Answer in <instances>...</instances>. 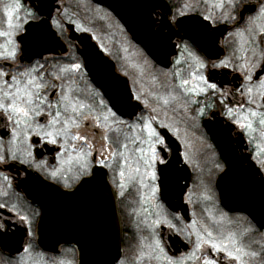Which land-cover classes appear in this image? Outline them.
<instances>
[{"label": "flooded vegetation", "instance_id": "af4514ba", "mask_svg": "<svg viewBox=\"0 0 264 264\" xmlns=\"http://www.w3.org/2000/svg\"><path fill=\"white\" fill-rule=\"evenodd\" d=\"M3 1L5 5L14 0ZM47 1L20 0L21 8L14 13L13 23L25 20L28 23H24L23 29L18 31L8 28L3 6L0 31H13L11 40L15 42L16 56L15 59L3 58L6 49L11 50V47L8 45L9 37L0 36V70L8 73L0 79V84L4 80L12 83L11 76L44 64V68L33 76H42L41 82L56 85L55 89L49 87L42 93L53 102L70 85L73 100L91 103V94L98 92L100 96L95 97L97 102L102 98L112 106L113 101H119V111H123L129 103L127 88L131 97L141 96L143 91L138 80V61L124 58V46H130L135 55L142 53L154 69L164 73L163 91L153 93L156 101L153 100L155 105L151 107L142 100L132 99L129 104L135 102L141 108L131 118L123 117L117 111L118 117L126 123L119 126L118 133L109 134H119L122 140L125 136H134L139 129L132 132L128 125L140 123L141 116L145 119L155 117L151 122L165 139L170 162L168 184L163 191L167 202L162 200L161 192L153 197L151 180L144 178L141 184L138 179L129 180L127 173L121 180L114 166L102 168L94 161L90 165L93 175L80 176L76 180L73 178L76 166L68 163L64 165L63 177L53 180L41 169L21 164L19 160H9L6 165L15 164L12 170L0 165V205H4L0 208V237H3L0 239V264H169L170 261L174 264L181 260L183 264H204L205 258H213L218 264H234L207 245L197 251V233L203 235L205 227L213 232L214 237H219L221 231L235 232L245 251L256 253L254 258L244 257L246 264H264V167L259 163L264 156L257 155L260 151L257 145L264 147V140L260 139L258 130L250 133L239 126L242 121H237L236 115L229 117L227 114L228 108H233L241 116L250 109L264 112V107L257 108L255 104L247 103L242 85L249 82L245 81L240 69L245 59L254 58L257 67L253 70L252 83L257 82V74L264 79V59L261 58L264 42L258 33L255 41L247 32L243 38L236 35L247 27L249 17L257 14L260 0H243L231 13L235 20L227 15V7H212L217 0H207V3L205 0H145L142 14L134 12L132 2L135 0H128L131 4L126 13L132 17L130 25L125 24L112 6L106 4L117 3L118 0H57V8L47 22L49 27H45L41 21L45 17L42 12L48 9ZM185 4L192 7L185 9ZM182 9L184 16H180ZM29 12L34 14L35 19L28 16ZM76 12H84L89 17L97 14L105 23V32L122 35L124 43L119 38L105 45L100 43L89 29L77 25L71 14ZM209 14L213 18L204 20L203 17ZM16 15L19 21H16ZM28 24L34 27L40 24L43 30L49 29L51 34L42 45H37L31 38L35 28L30 36H24ZM69 25H73V30L79 35H90L102 54L113 62L114 73L118 76L108 74V67H104L105 70L94 69V72L96 70L112 77V82L105 83L104 89L94 84L92 77L95 74L85 67L80 54L82 43L70 38ZM145 43L154 49L172 53L166 67L148 55ZM185 44L205 62L207 67L199 71L209 77L210 82L217 84V90L200 94L188 91L183 93L182 98L164 105L159 97L173 93L175 85L182 80L190 81L189 89L197 83L191 74L198 70L190 59H186L187 53L183 52ZM225 59L231 61L227 68L212 67ZM178 60L180 63H177ZM73 63L82 65L79 72H59L60 68L70 67ZM55 75L61 78L55 80ZM256 103L264 101L257 97ZM154 108L156 111H153ZM199 109H203V115L199 114ZM205 123L210 126L211 134ZM161 124L168 127L163 128ZM12 127L6 118L0 116V144L5 148L9 147ZM116 127L113 124V128ZM253 127L258 129L255 120ZM125 142L135 147L130 140ZM99 146L96 145V149ZM52 147L51 156L43 154L37 158L48 161V171L53 165L60 167L56 146ZM129 155L135 158L139 153ZM159 167L157 165V171ZM29 171L51 184L56 198H68L70 237H76L75 241L55 246L44 244L42 209L17 186ZM100 173H103L99 178L101 184L91 185L93 176ZM37 178L35 184H38ZM65 178L70 187H65ZM155 183L159 185L160 181ZM32 187L36 190V199L39 198L43 187ZM222 213L227 215L228 220L221 225L213 223V218L219 220ZM101 217L105 219L107 232L93 235L92 221L98 223ZM157 220L170 221L174 227H169L167 223L156 225L154 221ZM249 228L251 231L243 234ZM157 239L163 252L152 251L148 247Z\"/></svg>", "mask_w": 264, "mask_h": 264}, {"label": "snow or ice", "instance_id": "6c2138e0", "mask_svg": "<svg viewBox=\"0 0 264 264\" xmlns=\"http://www.w3.org/2000/svg\"><path fill=\"white\" fill-rule=\"evenodd\" d=\"M205 3H207V0H205ZM241 3H243V0H217L212 7L216 9L227 7L229 9L227 15L235 20L236 17L232 16L231 13ZM191 7V4L184 5L185 9ZM20 8V0H14L13 3L4 5L10 30H21L24 23H28L27 20L23 23H13L14 13H18ZM28 16L35 19L34 14L31 12L28 13ZM180 16H184L183 9L180 11ZM212 18L211 14L203 17L204 20ZM15 19L16 21L20 20L18 15ZM246 24L247 27L236 33V35L243 38L245 32H247L255 41L258 33L262 42H264V0H260L257 14L249 17ZM56 26H60L58 22ZM204 27L207 28V25ZM35 29L36 31L31 38L37 45H42L48 37L40 24H36ZM12 35L13 31H0V36L9 37L8 45L11 47V50L6 49L3 54L5 59H15L16 56L15 42L11 40ZM183 52L187 53L186 59H190L198 70L197 73L191 74L197 83L189 89L187 86L190 81L188 79L182 80L180 84L175 85L173 89L175 94L169 93L166 97H159L163 100L164 105L182 98L183 93L188 91L200 94L209 90L213 92L217 90V84L210 82V78L199 71L207 67L205 62L187 44L184 45ZM253 57H255L254 49ZM261 58L264 59V51L261 53ZM230 62V60L225 59L218 65L213 64L212 67L227 68ZM177 63H180V61L178 60ZM81 67L80 63H73L70 67L60 68L59 72H79ZM256 67L257 64L254 58L245 59V62L240 65L245 81L249 82L242 85V94L247 96L248 104H255L257 108H262L264 103L257 104L256 100L259 97L260 101H264V79H261L257 74V82L252 83L253 70ZM43 68L44 64H40L39 68L33 67L19 72L18 76H11L12 83L4 80L0 84V116L6 118L13 126L11 140L8 141L9 147L5 148L3 144H0V149H2L0 150V165H6L9 160H19L21 164H28L45 171L47 176L53 180H59L63 177L64 165L74 163L76 175L73 178L78 180L80 176L93 175L90 165L95 161L102 168H112L114 166V170L121 180L126 177V173L129 180L138 179L141 184H143L144 178L151 180L153 182L151 187L153 197L157 193L166 190L170 162L167 158L165 139L152 125L151 121L155 117L145 119L141 116L139 118L140 123L128 125L132 132H137V129H139V133L134 136H125L122 140L119 134L110 135L109 133L112 132L118 133L119 126L126 123L117 115L119 101H113L112 106L106 104L102 98L97 102L95 97L100 96L98 92L91 94L93 97L91 103H84L79 99L73 100L71 97L73 90L69 85L66 90H62L59 98L53 102L48 95H42V93L49 87L55 89L56 85L51 82H41L43 80L42 76L39 78L33 76V73L39 72ZM6 76H8V73L0 70V79ZM60 78V75L53 77L55 80ZM132 99L140 101L141 96L128 97L127 102L130 103ZM153 111H156V109L154 108ZM198 111L200 115H203V109ZM227 114L229 117L236 115L237 121H242L239 126L247 129L250 133L258 130L260 139L264 140V112L250 109L247 114L241 116L233 108H228ZM253 120L256 121L258 129L253 127ZM113 124L117 126L115 129ZM161 127L167 128L168 126L161 124ZM89 128L92 129L91 132L88 131ZM101 130H103L102 134ZM98 134L100 135V146L99 149H96L94 141ZM126 140H130L135 147H130L129 143L125 142ZM49 146H56L55 150L60 164V167L53 165L51 171H48L49 164L47 160L37 159L43 156L41 148L52 150ZM257 147L260 148L257 155L264 156V147H260V145H257ZM73 153L75 154L73 155ZM130 153H139V155L133 158L129 155ZM259 163L264 167V159L260 160ZM157 165L160 166L159 175ZM102 176L103 173H100L96 178H102ZM157 180L160 181L159 185L155 183ZM262 182H264V178H262ZM70 186L65 178V187ZM120 187L123 188L124 185L121 184ZM121 195H124V193L121 192ZM3 207L4 205H0V208ZM21 218L26 219V217ZM226 220H228L227 215L222 213L219 220L213 218L212 222L221 225ZM161 223H167L169 227H174L167 220L154 221L156 225ZM248 231H251V229H245L243 234ZM203 232V235L197 233V251H200L203 245H207L210 250L223 254L228 261L234 262V264H246L244 257L254 258L256 256L255 252L245 251L235 232L221 231L219 237H214L213 232L206 227ZM0 239H3V237H0ZM148 247L152 251L163 252L158 239L154 240L153 244L148 245ZM25 251L27 252L28 249H25ZM169 264H173V262L170 261ZM174 264H183V261H176ZM204 264H218V262L213 258H205Z\"/></svg>", "mask_w": 264, "mask_h": 264}, {"label": "water", "instance_id": "95a60500", "mask_svg": "<svg viewBox=\"0 0 264 264\" xmlns=\"http://www.w3.org/2000/svg\"><path fill=\"white\" fill-rule=\"evenodd\" d=\"M57 0H48L47 6L48 9L42 14L45 16L44 19L41 21L44 23L45 27H49L47 25L49 17L51 16L53 10L57 8V5H55ZM101 2V1H100ZM105 2V1H103ZM144 3L145 0H135V2H132L134 12H137L139 14H142L144 11ZM107 5H111L113 11L118 14L121 18V20L127 24L130 25V19H132L130 14H127V7L129 4H131L128 0H118L117 3H110L106 2ZM117 4V5H115ZM34 26L28 24V29L24 36L32 34L34 32ZM47 36H49L51 33L49 32V29L44 30ZM69 33L71 39H76L79 42L82 43V49L80 50V54L83 58L84 65L87 69L92 70V74H95L92 77V80L94 84L104 89L105 83L112 82L111 76H104L100 72H94V69L96 68H102V70L108 67V71H106L108 74H114V67L113 62L108 60L107 57H105L102 52L98 49L97 45L94 41L91 40V36L88 34H77L73 30V25H69ZM54 34V32H52ZM146 44V52L148 55L153 58L158 64H160L163 67H166L169 62L170 55L172 54L170 51L168 53L164 52L160 49H154L153 47H150L148 43ZM118 76V75H116ZM122 79V78H119ZM125 81V80H124ZM126 82V81H125ZM127 87V86H126ZM127 99L130 96V93L127 88ZM125 110L119 111V114L123 117H129L131 118L134 116L138 109L141 108V106L138 103L131 102V104H127L124 106ZM205 126L208 130V132L211 134V128L210 126L205 123ZM50 149H45V153L43 154H49L50 156L53 154L54 148L52 146H49ZM44 148H41V151L43 152ZM52 161V158H51ZM15 164H9L4 167V169L12 170V167H14ZM96 174L93 176L91 180V185H100L101 181L99 178H96ZM39 177L34 172H27L26 177L17 185L19 188H22L23 191L28 194L31 198H33L34 201L38 202L39 206L42 209V240L45 245H57L59 243H68L70 241H75L76 237H70L71 231H70V223H69V206H68V198H56L54 194L53 186L44 180L37 178ZM35 178L38 179V184H35L34 180ZM33 185L42 186L43 191L40 192V197L36 199L35 194L36 190L32 187ZM161 198L163 201L167 202V198L165 193L161 192ZM174 209H180V208H174ZM92 234L99 235L104 234L107 232L106 229V223L105 219L101 217L100 221L97 223L96 221H92ZM97 227V228H94ZM19 250V249H16Z\"/></svg>", "mask_w": 264, "mask_h": 264}, {"label": "rangeland", "instance_id": "374dc122", "mask_svg": "<svg viewBox=\"0 0 264 264\" xmlns=\"http://www.w3.org/2000/svg\"><path fill=\"white\" fill-rule=\"evenodd\" d=\"M14 1H12L13 3ZM4 6V1L0 0V16L2 15V8ZM73 18L75 19L78 26L85 27L87 30L89 29L91 33L97 38V40L106 44V42L112 41L116 42L119 38L124 43V38L121 35H117V33H106L104 30L103 19L100 18L97 14H94L91 17L85 16L84 12H76L71 13ZM123 38V39H122ZM124 58L132 59L135 58L138 62V80L140 83V88L143 90L141 92V100L144 101L146 106H154L153 100H155L154 92L159 90V93L163 91L164 85V73L154 69V66L148 61V59L141 53L135 55V51L132 50L130 46H124ZM115 52V51H113ZM163 73V75H162ZM161 80V81H160ZM156 101V100H155ZM163 120V119H162ZM89 132L92 130L89 128ZM95 145H100V135H96L95 137Z\"/></svg>", "mask_w": 264, "mask_h": 264}]
</instances>
